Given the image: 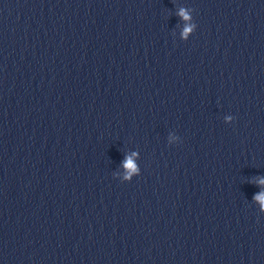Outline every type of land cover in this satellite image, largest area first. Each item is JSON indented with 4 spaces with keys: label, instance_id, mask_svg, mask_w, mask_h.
Returning <instances> with one entry per match:
<instances>
[{
    "label": "clouds",
    "instance_id": "clouds-1",
    "mask_svg": "<svg viewBox=\"0 0 264 264\" xmlns=\"http://www.w3.org/2000/svg\"><path fill=\"white\" fill-rule=\"evenodd\" d=\"M185 20L188 19V16H187V13L184 11V10H181V12L179 13ZM191 29L190 28H185V35H187V33L190 31ZM127 168L129 169H132L133 168V163L131 162V160L128 161L127 165H126ZM256 199H264L262 197H256Z\"/></svg>",
    "mask_w": 264,
    "mask_h": 264
}]
</instances>
